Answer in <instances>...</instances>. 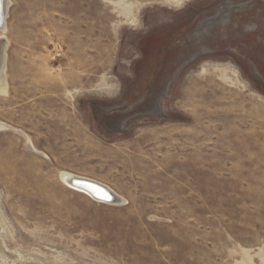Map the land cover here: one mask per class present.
I'll use <instances>...</instances> for the list:
<instances>
[{
	"label": "rangeland",
	"instance_id": "374dc122",
	"mask_svg": "<svg viewBox=\"0 0 264 264\" xmlns=\"http://www.w3.org/2000/svg\"><path fill=\"white\" fill-rule=\"evenodd\" d=\"M10 1L0 264H264V0Z\"/></svg>",
	"mask_w": 264,
	"mask_h": 264
},
{
	"label": "bare ground",
	"instance_id": "6f19581e",
	"mask_svg": "<svg viewBox=\"0 0 264 264\" xmlns=\"http://www.w3.org/2000/svg\"><path fill=\"white\" fill-rule=\"evenodd\" d=\"M10 0H3L1 2V7H0V94H7L8 93V82L6 79V69H7V59H8V55H7V50L8 47L10 45V41L8 40V38L6 37V33L8 31V26H7V13L10 7ZM2 128V126L0 125V129ZM62 181L67 184L70 188H73L75 190H78L80 192L89 194L88 192L76 189L74 187H71V180L77 178L69 173H63L62 176ZM85 179V178H84ZM111 192V191H110ZM113 194V196L116 198V202L122 203L124 202V200L118 199V197L114 194V192H111ZM90 195V194H89Z\"/></svg>",
	"mask_w": 264,
	"mask_h": 264
},
{
	"label": "water",
	"instance_id": "95a60500",
	"mask_svg": "<svg viewBox=\"0 0 264 264\" xmlns=\"http://www.w3.org/2000/svg\"><path fill=\"white\" fill-rule=\"evenodd\" d=\"M2 1L3 0H0V7ZM70 184L76 189L88 192L94 199L99 200L101 202L114 204L116 201V198L111 193L112 191L105 185L96 181L77 177L71 180Z\"/></svg>",
	"mask_w": 264,
	"mask_h": 264
}]
</instances>
